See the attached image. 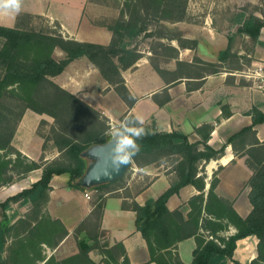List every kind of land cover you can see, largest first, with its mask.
<instances>
[{"label":"trees","instance_id":"obj_1","mask_svg":"<svg viewBox=\"0 0 264 264\" xmlns=\"http://www.w3.org/2000/svg\"><path fill=\"white\" fill-rule=\"evenodd\" d=\"M18 17L15 27L0 26V189L25 179L38 169H42V177L31 188L0 203V210L3 211V219L0 221V264H110L108 260L94 262L90 258V253L95 247H89L87 244L81 245L80 252L69 258L58 261L53 256L47 259L43 245L55 249L68 232L58 220L53 221V224H47L43 211L49 200L50 185L54 176L68 174L71 187L86 190L78 185V181L88 167V161L82 157V154L94 145L108 143L111 138L105 131L103 133L89 131L81 138L63 139L59 144L62 146L61 150H64L74 163L68 167H44L24 157L13 146V140L16 128L27 110L40 115H49L56 122L60 118L61 111L72 113L74 103L96 112L51 80L63 74L76 60L86 58L96 66L104 80L110 86L118 88L120 96L132 105L134 100L126 87L122 71L132 68L139 61L140 53L130 48L126 40L133 41L140 37L146 32V25L137 19L128 23L117 22L114 26L108 27L113 33L111 43L101 45L65 39L62 34L52 29L30 26L31 20L40 19L39 16L22 14ZM263 28L264 21L255 15H250L243 20L238 33L250 38L254 43L263 45L260 40ZM232 41L233 38L229 37V45L220 53L219 61H226L230 57ZM57 49L65 54L61 60L55 58ZM44 92L53 94L52 99L43 101L41 96L45 94ZM9 101L11 104L8 103ZM16 109H20V112L15 117L13 110ZM250 115L253 119L252 126L235 134L229 142L252 132L254 127L264 123V113L258 109H253ZM11 124L13 127L10 130ZM212 129V126L207 125L198 128L196 132L205 135L196 143H191L188 136L182 132L160 133L155 128L136 134L120 127L114 136L137 164L138 158L142 156L177 158L175 171L178 181L173 183L164 194L156 200H149L144 206L135 202L123 205L124 209L136 213V227L148 245L151 262L182 264L177 256L172 257V251L177 248L179 242L195 237L197 249L193 253L192 264H243L234 260L237 242L255 236L259 239L258 257L249 264H264V146L256 150L262 151L256 159L248 152L247 162L254 171V176L249 182L252 188L250 201L253 211L246 219L238 215L231 204L223 202L214 194L215 183L212 184L208 201L204 206L206 214L211 219L202 217L203 195L189 202L192 211L187 220L179 210L171 212L168 209L169 199L178 194L182 188L193 185L203 191L205 183L203 179L197 178L200 165L223 155L224 148L217 151L208 145ZM125 137L135 141L136 146L140 148L139 152H136L132 146L122 143ZM17 170V177H14L12 171ZM105 186L93 189H101ZM18 202L32 205L35 225L25 221H18L14 225L11 223L6 212ZM100 205L97 206L101 209ZM226 213L229 214L228 221L236 228L237 233L227 240H218L219 243L216 240L204 239L201 231L215 237L218 226L216 223H220ZM12 235L13 240L9 244ZM118 246L121 247L124 257L123 264H131L123 245ZM114 250H108L106 253L118 264Z\"/></svg>","mask_w":264,"mask_h":264},{"label":"crops","instance_id":"obj_2","mask_svg":"<svg viewBox=\"0 0 264 264\" xmlns=\"http://www.w3.org/2000/svg\"><path fill=\"white\" fill-rule=\"evenodd\" d=\"M17 14L18 12L0 13V19L13 22L16 21ZM255 16L264 21L263 13L257 11ZM54 19L60 22L61 27L68 34L76 36L75 39L79 42L101 45H109L111 42L112 34L108 31L95 29L98 36L95 41H92L90 37L88 39L80 37L84 26L82 27V24L80 26L79 24L73 25L72 18L60 19L56 17ZM88 25L89 23L86 26ZM263 35L264 28L261 31V37ZM260 40L264 46V38ZM64 57L65 54L62 52V56L58 60ZM83 61L86 66L82 68L78 76L84 81L77 82L76 85L79 86L72 89L74 84L69 82L68 78L70 80L75 78L72 75L75 71L78 73V70L74 67ZM191 62L188 63L191 64ZM71 70L74 72L71 73ZM63 76L67 77V80L64 83L60 81V85L94 110L116 120L122 116H125V120L131 118L135 125H123V128L128 132L142 133L144 132L142 126H150L148 130H153L151 122L154 118L155 129L158 132H182L188 136L191 143H196L200 142L205 135V133H197L196 130L206 125L212 126L208 145L217 151L224 148L223 155L200 165L197 178L203 179L205 183L203 191L193 185L182 188L178 194L169 199L168 209L171 212L179 210L187 220L192 211L189 202L193 198L203 195L202 217L211 219L206 214L204 206L208 201L212 184L215 183L214 194L228 200L238 215L246 219L251 214L253 211L250 201L252 188L249 182L254 176V171L248 165L249 155L247 153L264 146V123L257 125L252 132L240 138L231 142L229 140L243 129L252 126L253 119L250 113L253 109L256 108L264 113V95L253 93L251 89L241 85L238 80L231 81L225 77H216V75H199L196 78L166 81L156 74L149 64L138 62L132 68L122 71L126 87L134 100L133 104L129 105L122 97L115 94L114 90L108 91L111 88L110 85L101 76L98 68L86 58L72 62L60 75V77ZM149 78H153L156 85L152 86L151 82H148ZM111 100L117 103L118 108L114 109L111 106ZM21 152L30 160L36 161L41 157L40 141L36 150L30 151L21 148ZM41 177L42 170L38 169L23 180L24 189L19 192H14L6 187L0 189V203H4L23 190L31 188ZM140 180L146 183H140ZM176 181H178L177 173L172 166L168 168L163 165L145 167L142 172H139L123 186L113 185L116 181L103 187L100 199L102 208L100 209L97 206L99 202L86 198V193H92V189L90 191L71 187L68 174L54 176L50 185L49 200L44 208L48 212V215H45L47 219L45 221L47 224H53L55 220L60 221L68 235L55 249L43 245L44 255L47 256V259L54 256L58 261H61L78 254L81 245L87 244L89 247H95L91 253L97 251V256H90L94 262L109 261L110 258L106 252L115 249L114 254L116 251L119 252V256L114 255L118 264H123L124 257L121 247L118 246L122 244L131 264H158L151 262L148 245L137 230L136 213L124 209L123 205L135 202L144 206L149 200L158 199ZM23 208L25 210L20 213H17L14 207L6 212L8 217L11 213L16 214L12 224L25 221L35 225V220L30 215L31 206L26 205ZM19 210L21 211V209ZM0 213L1 220L3 211ZM201 233L204 231L202 230ZM20 234L22 233L20 232ZM85 236L87 239H83ZM258 244L259 239L255 236L238 241L234 259L243 264L251 263L258 257ZM196 249V238L191 237L178 243L177 248L172 251V257L177 256L182 264H192L193 253Z\"/></svg>","mask_w":264,"mask_h":264},{"label":"rangeland","instance_id":"obj_3","mask_svg":"<svg viewBox=\"0 0 264 264\" xmlns=\"http://www.w3.org/2000/svg\"><path fill=\"white\" fill-rule=\"evenodd\" d=\"M257 11L264 15V0H22L21 10L16 16V21L7 22L0 19V26L13 28L16 26L19 15L30 14L41 17L31 20L30 26L52 29L62 34L65 39L76 40V36L68 34L61 27L60 22L54 19L56 17L60 19L68 17L72 18L73 25L79 24L80 26L82 24V27L84 26L80 32V37L83 39L90 37L92 41H95L98 36L95 29L108 31L112 34L113 39V33L109 31L108 27L114 26L117 22L128 23L137 19L146 25L147 30L135 40H126V42L130 44V48L136 49L140 53L138 62L149 64L162 79L179 81L181 78H196L199 75H216V77H225L231 81L238 80L241 85L251 89L253 93L263 96L264 94L257 91L253 87V83L243 78L242 74L248 68H254L256 64L264 61V46L261 43H254L250 38L238 33L243 20L250 15H255ZM88 23L89 25L86 26ZM229 37L233 38L230 57L226 61H219L220 53L229 45ZM61 56L62 51L57 49L55 58L60 59ZM190 61H192L191 64L188 63ZM84 62L75 65L74 69L76 68L78 73L72 71L74 69L71 70V73L74 72L72 76L75 77H71L72 80L68 78L69 82L74 84L72 89L79 86L76 85L77 82L84 81L78 76L82 68L86 66ZM59 77L51 78V80L63 88L60 84L61 82L64 83L67 77ZM156 77L158 78L157 75ZM148 82H151L152 86L156 85L153 78H149ZM110 87L108 91L114 90V93L120 96L118 88ZM63 89L71 93L67 89ZM45 94L41 96L43 101L52 99L53 94ZM8 103L11 104V101ZM83 103L88 105L84 101ZM110 104L114 109L118 108L117 103L113 100L110 101ZM72 106V113L61 111L57 122L49 115H40L27 110L25 117H23L24 120L20 121L16 128L13 140L15 149L20 152L21 148L34 151L40 141L41 157L37 158L35 162L44 167H68L74 163L69 159L66 152L61 150L62 146L59 144L63 139L81 138L89 131L98 133L105 131L108 137L113 138L120 128L119 126L135 125L131 118L125 120V116L116 120L96 110L93 112L78 103H74ZM13 112H15L16 117L20 109L13 110ZM151 126L152 128L156 127L154 118ZM12 127L11 124L10 130ZM142 127L144 132L150 128V126ZM256 150L249 151L254 159L262 153V151ZM249 153L247 154L249 155ZM22 155L27 157L23 153ZM176 160L177 158L169 156L139 157L138 164L133 161V167L113 185H125L127 181L142 172L145 167L151 165H163L165 168L172 166L175 169ZM17 172L18 170L12 171L14 177H17ZM23 180H19L6 188L19 192L24 189ZM139 182L146 183L143 180ZM102 189L90 190L92 192L90 193L91 199L99 202L98 204H100L102 197ZM221 199L223 202L231 204L228 200ZM26 205L31 206L30 215L32 216L31 204L18 202L13 204L11 208H16L17 213H20L25 210L23 207ZM0 212L2 211L0 210ZM43 213L48 215L45 209ZM1 217L3 219V214ZM14 217L16 214L11 213L9 217L11 223ZM223 217L225 218L221 219L220 223H216L219 228L216 227L215 237L204 232L201 234L204 239L218 242V240H227L237 233L236 228L228 221L229 214L226 213ZM83 239H87V236ZM12 240L13 235L9 244ZM92 255L97 256V251L90 254V256ZM114 255L119 256V252L116 251ZM96 260L98 261L99 257ZM109 263L117 264L111 259Z\"/></svg>","mask_w":264,"mask_h":264},{"label":"water","instance_id":"obj_4","mask_svg":"<svg viewBox=\"0 0 264 264\" xmlns=\"http://www.w3.org/2000/svg\"><path fill=\"white\" fill-rule=\"evenodd\" d=\"M82 157L88 161V167L78 185L86 190L122 179L134 165L132 159L126 163L129 155L114 137L106 144L90 147Z\"/></svg>","mask_w":264,"mask_h":264},{"label":"built area","instance_id":"obj_5","mask_svg":"<svg viewBox=\"0 0 264 264\" xmlns=\"http://www.w3.org/2000/svg\"><path fill=\"white\" fill-rule=\"evenodd\" d=\"M242 77L247 79V81H251L254 85L253 87L264 94V61H261L260 64H256L254 68H248L242 74ZM86 198L91 199V195L86 193Z\"/></svg>","mask_w":264,"mask_h":264},{"label":"clouds","instance_id":"obj_6","mask_svg":"<svg viewBox=\"0 0 264 264\" xmlns=\"http://www.w3.org/2000/svg\"><path fill=\"white\" fill-rule=\"evenodd\" d=\"M22 0H0V13H8V12H19L21 9ZM123 144H127L136 149V152H139L140 148L136 146L135 141L129 137H125L122 140ZM131 160V156L128 163Z\"/></svg>","mask_w":264,"mask_h":264}]
</instances>
